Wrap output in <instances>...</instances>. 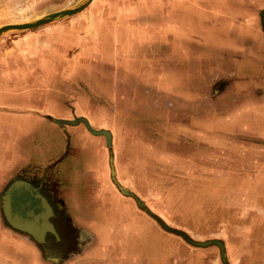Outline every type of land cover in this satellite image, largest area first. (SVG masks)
Returning a JSON list of instances; mask_svg holds the SVG:
<instances>
[{
  "label": "crops",
  "instance_id": "1",
  "mask_svg": "<svg viewBox=\"0 0 264 264\" xmlns=\"http://www.w3.org/2000/svg\"><path fill=\"white\" fill-rule=\"evenodd\" d=\"M140 1L142 0H91L82 11L68 16L71 17V21L58 23L59 25L52 23L40 26L39 28L43 29H37V33L32 36L33 39H28L33 40L34 43L28 44L24 41L17 43V46L24 47L23 51L18 53V64L10 66L4 65L5 63L0 64V90L12 89L14 93L12 100L22 94L21 92L18 95V87L14 86L20 83L30 85L38 95L43 93L47 99V101L43 100V103L18 106L16 103L8 102L9 95L4 97L0 91V121L3 123L4 120L12 117L18 120L17 123L13 122L19 128L25 126L19 132H26L32 128L26 126V120L35 118L37 121L40 117L48 118L55 126H66L63 131V142L67 145L63 153L59 150L51 151V148L44 144L38 147L36 145L38 137L33 136L31 137L33 155L45 153L46 150L42 147L47 148L48 151L41 165L28 166L26 169L19 164H15L11 169L8 168V164L1 167L0 210L6 227L1 230L0 238H16L17 244L6 245L5 242H0V264H246L250 255L252 262L249 261V264H264V247L254 242V239L259 240L256 237L260 232L264 236V187L260 188L259 193L246 190L245 185L234 190L236 193L231 191L224 203L229 209L228 220L223 221L216 213L215 222L210 224L209 229L201 228L208 232L206 237L185 228H178L177 225L173 227L169 223L171 215L184 218L179 214L184 208L182 201L178 200L180 204L176 208H169V205L176 204V201L170 198L171 188L181 180L192 181L191 178L197 179L198 182L200 179L222 180L227 174L226 162L224 163L226 165L220 169L213 167L209 171L208 164L203 165L202 168L203 161L196 153L203 146L201 140L209 135L199 128L190 127L191 116H198L197 111L204 103L211 105L209 102L211 95L219 90L214 87L218 83L215 79L219 75H225L231 81L222 93L230 92L236 79L234 76L240 73H252L254 78L264 79V41H262L264 0H252L251 3L257 6L255 9H249V0L238 1L239 6L245 9L219 6L214 0H211L207 7L202 4L199 8L194 6L196 4L194 0H190L189 6L196 9H177V13L175 10H169L170 6L175 4L167 0L157 6V9H153L162 16V22L154 25L141 24L136 20L138 13L131 8L137 7ZM155 2L159 5V1L155 0ZM183 4H186L185 0ZM180 5L182 2L177 6ZM186 10L193 11L195 23L185 22ZM262 13L263 22L259 19ZM170 19H173V22H170ZM170 25L177 26L178 30L175 34L179 36V40L172 41L173 49L170 52L155 53L157 54L155 56L142 57V60L153 62L161 58V61H166L167 57V62L171 65V62L178 61L182 50L186 54L187 61L193 62L190 69L194 86L182 87L180 83V85L164 87L163 91L169 93L165 94L167 95L165 97L153 95L147 88L142 92L149 103L159 98L164 101L159 105V110L166 112L169 117L163 129L158 130L156 123H147V126L139 131L141 141L131 144L121 156L114 148L116 134L112 128L103 125L106 123L105 120L101 128H94L84 114L68 116L53 113V97L51 100L50 97L47 98V92H50L48 70L51 67L50 71L53 70V64L68 63L70 69L66 72L68 73L77 63L89 65L95 58L105 59L108 51L111 52L109 56L113 57L111 62L125 59L132 64L140 58L134 51V42L137 43L140 37L136 30L143 28L152 32V35L160 33L158 30L161 29V34L163 33L166 38L169 37L167 29ZM214 25L220 26L219 28L234 29L235 27V31L230 33L231 36L225 38L230 41L229 43L210 41L206 36L201 35L202 26L212 29ZM122 28L126 29L129 37L123 39L116 36L117 30ZM245 29L254 31L261 36V39L242 34L241 30ZM112 34H115V37H112ZM180 38H184L181 47ZM128 39L130 48L126 49L125 51L129 52L125 53L122 43H128ZM165 41L166 39L164 43ZM184 42L186 47L183 46ZM3 47L1 40L0 62H5L6 53L3 52ZM31 47L34 48L33 54L27 53L30 52ZM203 57H208L211 63V70L207 72L210 73L211 78L205 75L206 71H200L203 65L196 63L197 61L201 63ZM25 58H32L33 61L27 64ZM176 64L169 66L170 72L177 75V80L180 82L183 81L181 79L183 75ZM134 69L137 72V67L129 66L130 72ZM115 72L113 70L111 73L114 93L121 90L122 85L121 77ZM201 75H204V78L209 77L208 83H211L209 90L204 92L200 89ZM60 83L78 89L76 86L72 87L73 83L70 85L68 81L61 80L57 84ZM133 83V79L123 81L129 99H132L134 93ZM243 94L238 101L229 103L230 108H233L243 99V106L239 111L241 115L212 118L205 122V125L211 127L208 128V133L214 137H212L213 145L212 142L210 144V153L204 154L203 157H211L212 162L215 161L216 164V158H222L221 155L226 157L222 159H232L234 165L245 161L248 163L249 159H253L254 162L264 158V84L252 92H243ZM182 98L191 99L192 102H186ZM122 107L128 105L124 104ZM218 108L224 107L218 106ZM171 109L173 111L169 113ZM182 109H185V112L180 113ZM174 116L177 118H173ZM80 119H85L93 130L108 131L110 143H107L104 135L92 134L83 122L78 121ZM220 122H223L222 125L235 128V132L230 135L217 134L214 127ZM80 125L81 130H76ZM175 128H178V133L172 138L171 132L175 131ZM6 129L7 127L0 124L2 153L4 161H9L10 141L4 137ZM159 131H164L171 140L168 138L166 141L165 135ZM11 139L14 143L20 141L17 135ZM95 139H100V149L97 146L91 148L87 145L88 141L93 143L92 140ZM181 140L184 141V145L182 144V150L177 146L179 152L183 155L193 152L194 158L187 163L181 159V156L176 157L168 149L173 144L171 142L176 143ZM27 147H29L28 143ZM211 149L214 151L212 152ZM5 153L8 156H6L7 160ZM156 163L166 165L168 169L173 166L184 167L187 171L185 173L189 176L181 177L179 174L176 177L174 172H168L169 175L161 173L159 178L160 170H156L158 167ZM256 171L251 173L252 181L263 173L261 169ZM229 175H238V173L230 169ZM10 178L12 181L21 180L29 189L45 198L53 213L48 217V221L52 224L55 234L48 231L41 238H36L11 227L6 222L2 203ZM171 229L180 232L181 235L171 232ZM259 241L264 242V238ZM222 252L225 253L224 261ZM245 257L247 260H244Z\"/></svg>",
  "mask_w": 264,
  "mask_h": 264
},
{
  "label": "rangeland",
  "instance_id": "2",
  "mask_svg": "<svg viewBox=\"0 0 264 264\" xmlns=\"http://www.w3.org/2000/svg\"><path fill=\"white\" fill-rule=\"evenodd\" d=\"M82 0H0V26L9 24V23H22V22H30L34 21L38 18L44 17L52 12L59 11L62 9L72 8L76 5H78ZM158 2H155V0H142L137 7H132L131 9L138 13L136 15V20L139 21L141 24L150 23L149 25H154L156 23L162 22V16L158 15L157 6H160L161 3L166 2L167 0H157ZM173 1L175 4L174 6H170L169 10H175L177 13V9H196L192 6H189L190 0H185L186 4H183L184 0H170ZM213 1V0H212ZM217 1V5L221 6H232L234 9H245L244 7L239 6V2L241 0H214ZM182 2V5L177 6L178 3ZM196 4L194 6H201L202 4H205L204 7H207L209 3H211V0H194ZM250 4L248 5L249 9H255L257 6H254L251 2L252 0H249ZM245 5V4H244ZM200 8V7H199ZM161 9V8H160ZM206 9V8H202ZM264 9V8H263ZM123 10V9H122ZM186 23H195L193 17V11L192 10H186ZM232 13V12H231ZM264 13V11H263ZM263 13L260 15L259 19L263 22ZM71 17H63L54 20L51 23L45 24L49 25L52 23H57L56 25H59L58 23H65L68 21H71ZM170 22H173V19H170ZM201 22V21H200ZM259 22V21H258ZM44 26V25H43ZM48 27V26H46ZM175 27V29H174ZM177 26H171L167 29L169 31V37L166 36L164 38L163 33L161 34V29L158 30L160 33H153L144 30L143 28L137 29L136 32L140 34L139 41L136 43L134 42V51L137 54L138 61L132 62V64L129 61H126L125 59L116 60V62H111L112 56H109L111 54L110 51L106 53L105 59L104 57L101 59L95 58L92 63L89 65H83L80 63H77L75 66L72 67V70L66 73L69 69L68 63H58V65L53 64V70L49 71V80H50V86L48 87L50 92H47V98L50 97L53 99L52 103V111L56 115H79L84 114L88 119L90 120L91 125L94 128H101L104 120L105 125L108 128H112L116 134V141L114 143V148L117 149L121 156L125 153V151L130 147V145L137 144L141 141L142 137L139 135V131L141 132V128L147 126V123H156L159 129H163V125H165L167 118L169 115H167L166 112L160 111L159 105H162L164 101H162V98L157 99L154 102L149 103L147 100V97L145 94L142 95V92L145 91V89H149L153 95H160L158 97H165L169 94L168 92L163 91L164 87H169L171 85L178 84L182 85V87H188L194 86V81L192 78V71L190 69V66L193 65V62H188L187 58L185 57L186 54L182 51L179 55L178 61L171 62V65H178L181 75L183 77V81L177 80V75H174L172 72H170L169 62L161 61L159 59H155L153 62H146V60H142V57L146 56H155L157 54L155 53H164L170 52L174 45L172 44V41H175L178 39L179 36H177L176 29ZM220 26H215L211 28H207L206 26H202V33L201 35L206 36V39H209L210 41H217L219 42H225L229 43V40H226L225 38L231 36V32L234 30L232 27H225V28H219ZM37 29H43V28H35L31 30H12L8 31L1 35L0 37V43L2 40V43L4 45V61L0 62V64L5 63L4 65H15L18 64V53L19 51H23L24 47L17 46V43H22L21 41L27 42L28 44L34 43V41H29L28 39H33L32 36L37 33ZM247 30V29H245ZM241 30V33L244 35H248L252 38H260L261 36L256 34L252 30ZM42 31V30H40ZM148 31V32H145ZM118 33H116V36L119 37H129L128 32L126 29L122 28L117 30ZM157 32V31H156ZM192 33V32H191ZM190 36H193L190 34ZM112 37H115V34H112ZM169 38V39H168ZM124 39V38H123ZM166 39L165 43L164 40ZM109 40V38H108ZM184 38H180V47L181 42H183ZM262 41H264V37L262 36ZM130 40L128 39V43H122V49L125 51L126 49H129L130 46H128ZM164 43V44H163ZM206 45V44H205ZM183 46H185V42L183 43ZM37 47V46H36ZM186 47V46H185ZM208 50V46H206ZM30 50V54H33V47ZM129 51H125V53H128ZM207 52V51H206ZM23 53V52H22ZM207 54V53H206ZM177 55V54H176ZM174 55V56H176ZM168 57H172L167 55ZM26 63L30 64L31 61H33L32 58L24 59ZM196 63L202 64L203 68L200 67L201 72H205V75H209L210 73H207L211 70V63L209 61L208 57H203L202 62L200 63L197 61ZM198 70H199V65ZM116 65V68L114 66ZM135 66L137 67V72H135V69L130 72L129 66ZM170 66V67H169ZM118 67V68H117ZM116 71V75L121 77L122 85L121 90L118 91H112V83L113 78L111 76L112 71ZM164 72V74H163ZM99 74V75H98ZM204 74V73H203ZM224 75V73H222ZM66 75V76H65ZM204 75H201V83H200V89L202 92L204 90H209V87L211 86V83H208V78H204ZM235 82L233 84V88H231L230 92H225L224 89L228 84L231 83L227 77L220 76L215 79L218 80V83L214 86L216 89H219L217 92L213 93L211 95L210 103H204L203 107L201 106L200 109H198V116H194L192 113L191 116V122L190 127L194 126L196 129L199 128L200 131H205L209 135V137L202 139L203 146L200 151H198L196 154L201 157V160L203 163L201 164L202 168L203 165L208 164L209 171L213 169V167H217L218 169L224 167V165L227 164V170L224 178L222 180H203L200 179V182H198L197 179L191 180H181L174 188L170 189V198L171 200H175L176 204L171 206L169 205V208L174 209L177 205L180 204V201L184 203V208L181 209V212L179 213L184 218L181 219L177 217V215L173 216L171 215V222L169 221L170 225H174L178 228H185L187 230L193 231L196 234H200L203 237H206L208 234L207 231H204L201 228H207L210 226V224L214 223V219L216 218V213L218 216L222 218L223 221L228 220L227 214L229 213V209L226 208L224 203L227 199V196L231 191L233 193H236L235 191L240 189V187H243L244 185L246 190L248 191H256L264 187V158L254 160L249 159L250 162L248 163H236L234 165V162L232 159H222L226 158L221 155L222 158H216V162H212L211 157H203L204 154L210 153V144L212 142V137H214L212 134H209L208 128H211L210 126L205 125V122L207 119H219L221 117L229 118L230 116L236 117L241 115L239 111H241V107L243 106V99L236 103V105L233 108H230L229 103L238 101L244 94L243 92H252L254 89L260 88L261 84H264V79L260 78L257 79V77L254 78L252 73L250 74H238L236 76ZM61 78V79H60ZM211 78V76H210ZM133 79L134 83V93L132 96V99H129V94L126 88L123 85V81ZM180 79V80H181ZM205 79V81H204ZM68 81V83L73 86H76L78 89L68 87L67 84L58 85L57 83L59 81ZM231 80V79H230ZM199 82V81H198ZM210 82V81H209ZM263 82V83H261ZM57 84V87H56ZM13 86V85H12ZM10 86V87H12ZM15 87H18V95L22 92V94L17 97V99L12 100L13 97L12 89L8 90H0L2 95L4 97H8V102L16 103L18 106H28L29 104H35L36 102L43 103V100H46V97L42 93V95H38V93L35 90H32L30 85L25 83H20L17 85H14ZM7 88V87H6ZM202 96V95H201ZM248 96V94H247ZM157 97V96H156ZM186 102H192L191 99L182 98ZM92 100V101H91ZM250 101V100H249ZM5 102V101H4ZM116 103L115 105L113 103ZM166 102V101H165ZM124 104L128 105V107H122ZM217 104V105H216ZM120 106V107H118ZM219 107H224L223 109H219ZM118 107V108H117ZM237 108V109H236ZM173 109L169 110L168 112H172ZM185 112V109H182L180 113ZM179 113V112H178ZM180 116L179 114H177ZM6 118V117H5ZM42 118V119H41ZM55 118V117H54ZM173 118H177L174 116ZM180 118V117H178ZM186 118V117H184ZM32 120H26V126L32 127L30 130L24 132L20 131V129H23L24 127H18L14 124V122H18V120H14L12 117H10L7 120H4L3 123L0 121V124L2 126L7 127L6 131L4 132V137L6 140L10 141L9 144V161H4V154L2 153L1 148V141H0V169L4 164H8V168L11 169L15 164L22 165L24 169L28 168V166L33 165H41V162L46 158L48 155L47 148L42 147L44 150H46L45 153H40V155H33L32 150V143L31 140L33 136L38 137V140H36V145L40 147L41 144H44L46 147L51 148V151L55 150V152L63 153V151L67 148L66 142H63V131L66 129V126L64 125H53L48 118L40 117L39 120L36 121L35 118H31ZM241 120V117L239 121ZM14 121V122H13ZM177 121H175L176 123ZM223 122L218 123V125L214 128L216 133L219 135H230L233 134L235 131V128L230 127L229 125H222ZM227 126V127H226ZM9 127V128H8ZM193 127V129H194ZM27 128V127H26ZM82 126L80 125L77 127L76 130H81ZM150 129V128H149ZM192 129V130H193ZM178 131V128H175V131L171 132L173 137L176 135ZM214 131V132H215ZM160 132V131H159ZM168 131L166 130V133ZM20 133V134H19ZM163 135H165V139H170V136L166 135L165 132H160ZM20 139L19 143H14L12 141V137L16 136ZM41 136V139H40ZM45 136H48L45 138ZM1 137V134H0ZM214 139V138H213ZM216 139V136H215ZM171 140V139H170ZM92 142L88 141L87 145L92 147H99L101 145L100 139L92 140ZM184 141L179 142H171V146H169V151L171 153H174L176 157H180L181 159L187 163L188 160H192L193 152L191 153H185L184 155L181 154L177 148L180 147V150H182V144ZM27 143L29 144V147H27ZM205 144V146H204ZM213 145V142H212ZM207 146L209 148L207 149ZM6 148V145L4 146ZM213 152L214 149H211ZM39 152V151H38ZM220 154V153H219ZM99 155L101 156L102 153L100 152ZM189 155V156H188ZM191 155V157H190ZM7 156V153H5V157ZM8 157V156H7ZM6 157V160H7ZM20 157V158H18ZM11 158V159H10ZM11 160V161H10ZM225 160V161H224ZM227 160V161H226ZM246 160V159H244ZM226 162V164H224ZM156 170H160L159 172V178H161V173H167L171 172L175 174L177 177L179 174L180 176H189L184 167H169L167 168L166 165H161L160 163H156ZM245 170H242V169ZM230 169L234 171L235 173H238V175H229ZM261 169L263 173H261V176L257 177L254 181L250 179L251 173L254 170ZM256 171V172H257ZM172 175V174H171ZM12 176V174H11ZM248 177V179H247ZM16 180V179H15ZM14 181V180H13ZM12 182L10 178V183ZM249 188V189H247ZM261 188V189H260ZM235 190V191H234ZM259 193V192H258ZM181 195V196H180ZM173 197V198H172ZM178 198V199H175ZM174 201V202H175ZM211 203V206H210ZM210 206V207H209ZM217 211V212H216ZM204 218V219H203ZM180 219V220H179ZM203 219V220H202ZM190 220V222H188ZM173 226V227H174ZM6 225L3 221L1 210H0V233H2V229H5ZM195 229V231L193 229ZM201 229V230H200ZM171 232H175L176 234H180V232L171 229ZM156 238V236H155ZM186 242H189L185 237H183ZM257 239L261 240L264 238L263 233L260 232V235L256 237ZM16 239V238H15ZM14 238L6 239V238H0V242H5L6 245H14L17 244V239ZM255 244L259 245L260 247H264V242H261L259 240L256 241L254 239ZM146 243V242H144ZM252 244V243H250ZM153 245V244H152ZM250 255V259L248 260L252 262ZM244 260H247L245 257ZM246 262V261H245Z\"/></svg>",
  "mask_w": 264,
  "mask_h": 264
},
{
  "label": "water",
  "instance_id": "3",
  "mask_svg": "<svg viewBox=\"0 0 264 264\" xmlns=\"http://www.w3.org/2000/svg\"><path fill=\"white\" fill-rule=\"evenodd\" d=\"M91 2V0H82L78 5L72 7V8H67V9H62L59 11H55L52 12L44 17L38 18L34 21H30V22H22V23H9V24H5V25H1L0 26V37L2 34L8 32V31H12V30H19V31H23V30H31V29H35L37 27H40L42 25H45L47 23H50L56 19L59 18H63V17H68V16H72L80 11H82L89 3ZM78 121L83 122L86 127L88 128V130L94 134V135H104L107 139V143H110V133L108 131L105 130H93L85 121V119H80ZM21 187L24 186V188L28 189V185L26 183H23L21 181H15L13 182L11 185H9L3 195V203H2V211H3V216L6 220V222L13 228L20 230V231H24L30 235H32L33 237L36 238H41L39 235H37V233H35L32 229H29L27 227L26 224L22 223L21 221L15 219L14 217H10V213H9V207H10V202H11V191L14 190L15 187ZM29 190V189H28ZM30 195L33 196V198L37 199L39 201V205L44 207L46 209V215H44L46 217V219H44L45 221H47V225H48V231L52 232L55 234V231L53 229L52 224L48 221V217L52 216L53 213L51 211V208L49 206V204L47 203V201L45 200L44 197H42L40 194L38 193H32L29 192ZM28 203V202H27ZM26 203V204H27ZM22 223V224H21ZM46 231V232H48ZM220 248L222 249L221 244H219ZM222 260H225V253L222 252Z\"/></svg>",
  "mask_w": 264,
  "mask_h": 264
},
{
  "label": "bare ground",
  "instance_id": "4",
  "mask_svg": "<svg viewBox=\"0 0 264 264\" xmlns=\"http://www.w3.org/2000/svg\"><path fill=\"white\" fill-rule=\"evenodd\" d=\"M23 187L24 186L15 187L10 193V217H14L15 219L26 224L29 229H32L35 233H37V235L41 237L46 231H48L47 221L44 220L46 219L44 216L46 215V209L40 206L39 201L30 195L29 192L33 193V190L29 188L28 190Z\"/></svg>",
  "mask_w": 264,
  "mask_h": 264
},
{
  "label": "flooded vegetation",
  "instance_id": "5",
  "mask_svg": "<svg viewBox=\"0 0 264 264\" xmlns=\"http://www.w3.org/2000/svg\"><path fill=\"white\" fill-rule=\"evenodd\" d=\"M15 181H21V180H14V181H12L9 185H11L13 182H15Z\"/></svg>",
  "mask_w": 264,
  "mask_h": 264
}]
</instances>
